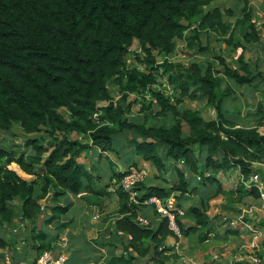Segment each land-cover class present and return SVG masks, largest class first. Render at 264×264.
I'll list each match as a JSON object with an SVG mask.
<instances>
[{
	"label": "trees",
	"instance_id": "1",
	"mask_svg": "<svg viewBox=\"0 0 264 264\" xmlns=\"http://www.w3.org/2000/svg\"><path fill=\"white\" fill-rule=\"evenodd\" d=\"M216 1L0 0V132L8 133L17 125L27 136L38 135L26 140L31 148L27 156L16 155L0 143V250L13 248L2 231L4 226L13 227L19 214L31 228L26 240L36 251L33 264L44 252L54 251L53 243H46V235L36 230V222L45 210L50 212L46 223L59 220L67 209L57 204L58 199L67 192H87L99 180L79 162L83 153L94 148L115 154L123 167L113 170L109 181H121L130 169L145 162L159 174L166 171L167 164L174 165L172 185L148 187L142 183L139 189L145 197L165 199L174 194L180 208L183 200L198 195L177 219L183 238L195 235L200 242L209 238L213 229L207 212L212 199L221 197L230 205L259 198L255 187L246 189L239 181L235 190H228L217 176L238 170L244 183L252 176V164L264 163V137L259 134L263 105H258L255 127H241L226 115L223 103L234 90H222L225 80L237 88L257 82L263 90L259 62L246 60L244 53L261 43L264 22L257 29L250 0H234L241 5V17L233 28L245 30L242 39L236 40L235 30L224 21L226 13L206 9ZM227 16H232L230 11ZM192 19L199 22L193 30L194 40L200 41L202 33L207 37L228 35L227 45L240 50L236 68L220 56L215 58L218 68L192 63L186 74L174 71L166 62L156 65L153 53L172 54L175 41L183 38ZM133 42L140 48L143 58H139L147 63L143 73L127 67ZM197 46L200 52L208 50ZM160 68L178 91L174 103L150 89L158 74L164 76ZM110 81L120 89L119 101H112ZM143 92L150 93L155 104L142 109L145 115L139 122L127 115L133 103L126 104V100L129 94ZM184 98L205 101L216 118L205 121L199 110H180ZM154 106L156 111L151 109ZM61 109L67 110V117ZM157 118L170 121L169 127L150 125ZM73 134L87 142L71 139ZM12 165L34 179H25ZM114 194L117 220L105 233L108 240L104 245L109 249L105 264H168L181 258L165 246L168 238L179 241L166 219L143 209L149 224L139 226L126 195L120 189ZM226 234L239 235L237 231ZM116 244L125 255L114 254Z\"/></svg>",
	"mask_w": 264,
	"mask_h": 264
},
{
	"label": "rangeland",
	"instance_id": "2",
	"mask_svg": "<svg viewBox=\"0 0 264 264\" xmlns=\"http://www.w3.org/2000/svg\"><path fill=\"white\" fill-rule=\"evenodd\" d=\"M214 8H219L222 13H226L224 16L225 23L231 26V30H235L234 39L241 40L245 30L233 28L236 19L241 17V5L234 0H217L210 7H206L207 10H212ZM252 8V21H254L256 28L258 29L264 22V11H261V8L264 9V1L255 0ZM227 11H230L232 16H227ZM198 23V19L191 20V22L188 24V29L183 34V38L177 39L175 41L176 49L169 56L153 53L157 62L156 65H162L164 62H166L172 65L174 71L186 74L189 72V67L192 63H198L202 68H205L209 64L214 68L217 67V61L215 58L220 56L226 59V62L229 66L236 68L238 66L236 59L240 53V50L233 51V49L227 45L226 41L228 39V35L226 34L220 37L211 35L210 37H207L205 33H202L200 41L194 40L193 30L198 25ZM263 41L264 38L262 39V42ZM198 44H200L201 47L206 46L208 50L205 52H200L197 46ZM254 54V50L249 48V50L244 53V58L246 60L256 59L261 61L262 63L260 65V69L264 73V52H258V56H255ZM139 57L143 58L140 48L137 42H133L127 56V67L130 69H136L137 71L143 73L146 70L147 63L141 61L142 59ZM162 71L163 69L160 68L159 73H163ZM163 75L164 76L158 74L155 85H152L150 89H152L154 93L163 94L169 99L170 103H174V97L177 96L178 91H175L168 83V75H165L164 73ZM228 87H231L232 90H234V94L232 97L227 98L223 102L224 108L226 109V115H239L240 119H244V121H238L240 124L243 123V126L246 127L248 125L255 127L256 121L254 120L253 115H256L258 105L262 104L264 109V87L262 90L260 83L256 82V85L252 87L237 88L234 84H232V82L225 80L222 90L225 91ZM108 89L113 102L119 101L121 99L122 94L120 93L119 87L115 83L110 81L108 84ZM128 103L133 104L130 110L127 112V115L132 119L141 122L142 115H145L142 112V109H146L150 103L155 104V99L148 92L138 94L133 93L129 94L126 100V104ZM99 105L104 106L103 103H100ZM151 109H154L155 111L157 110L156 106H154V108L152 107ZM179 109L199 110L204 116L205 121L216 118V112L213 110V108L208 106L205 101H191L184 98L183 103L179 106ZM154 110L151 112L152 115ZM60 113H62L65 117L68 116L66 109H61ZM255 119L258 120L259 116L257 118L255 117ZM170 123V121H166L164 118H157L154 119V122H152L150 125H162L164 127H169ZM261 125L262 126L259 128V134L264 137V121ZM33 137H38V135L27 136L17 125H14L8 133L0 132V143L9 150H14L17 153L16 155L23 154L24 156H27L31 152V148L27 147L25 143L27 139ZM42 137L47 139V136L44 134H42ZM70 138L87 142L86 139H82L81 137L74 134L71 135ZM100 152L101 154H99ZM98 157L101 158V160L107 159V164L113 170L118 171L123 169V167L120 166L119 159L115 154L108 150L102 151L99 148H94L83 153L79 160H81L80 162L84 163L86 167H90L93 159H97ZM145 163L147 164L148 162ZM148 165L149 170L147 169V178L144 181L146 186L153 184V186L167 188L173 184L176 179L174 174V165L167 164V169L163 174H159L155 167L150 163ZM92 166L95 171L96 168L98 169V166L94 162ZM137 167H141V165ZM179 167H181V165ZM11 168L27 180L34 179L24 175L15 165H12ZM251 169L252 176L250 177L249 181H251L250 183L252 187H255V189L258 191L259 198L256 200L251 198L247 199L244 203L237 205V208H231L234 209V211L236 210V213L229 211V217L231 219L226 218L228 216H221L225 219V221L221 223L223 227L220 228V235H224L227 230L228 232H233L241 225L246 227V230L248 231V234H245L244 242L241 241L239 235L233 236L230 234H225L227 235L225 240L221 238L219 239L217 237L219 232H217L214 237H210L203 242L198 241L195 235L188 239H184L181 236L180 238L183 242L179 248V251L177 252L180 254L178 255L175 252L181 258L179 260H172L168 264H264V257L262 255V251L264 250V181L260 179V172L264 174V163H253ZM94 176L96 175L94 174ZM256 176L258 177V180L254 181ZM219 179L222 181L221 177ZM236 179V177L231 178L233 184L236 183ZM238 181H240L246 189H250L247 187V184L243 183V180L240 179ZM95 182L96 180L93 181V186H95ZM96 185H98V183H96ZM214 201L215 202L212 204V210L209 213L211 217L217 215V207L221 202L220 199H216ZM238 207H240L241 210H239ZM182 209L185 212V208ZM99 215L102 219V212H100ZM18 217L19 215L16 214L15 225L18 226V229H21L23 228L21 226L22 221ZM104 219L106 218L104 217L101 221L103 222ZM184 223L191 224L190 222L186 221H184ZM176 246L177 243L175 247ZM213 252L215 255H217V257L212 255Z\"/></svg>",
	"mask_w": 264,
	"mask_h": 264
},
{
	"label": "crops",
	"instance_id": "3",
	"mask_svg": "<svg viewBox=\"0 0 264 264\" xmlns=\"http://www.w3.org/2000/svg\"><path fill=\"white\" fill-rule=\"evenodd\" d=\"M254 1L250 0V6L252 10ZM261 11H264V9L261 8ZM263 38L264 33L261 34V43L256 47H251V49L254 50L255 56L259 55L258 52H264V41L262 42ZM258 62L261 65L262 62ZM227 116L235 118L237 122L244 121V119H240L239 115ZM253 117L254 120L257 121L255 117L257 118L258 115H253ZM239 125L243 127V123H239ZM247 127L252 126L248 125ZM99 154H101V152ZM80 161L81 160H79V162ZM107 161V159L101 160V158L99 157L97 159L94 158L90 167H86L84 163L80 162L87 168V170H92L93 174L100 177L99 180H96L95 186H93L92 184L91 190H88L87 192H84V190L79 192L78 194L67 192L65 196L59 198L57 204L59 202L58 205L67 209V213L61 215L59 220L50 224L46 223L45 219L47 216H49L50 212L49 210H45V212L39 217L36 222V230L38 231V233L43 232L44 235H46V243H53L52 246L55 253L57 255H62L65 258L64 264H105L108 258L109 249L104 245V242L108 240V238H106L105 236V233L108 229H112L114 227V224L117 220L116 211L118 209V198L115 194L108 192L109 178L112 174L113 169L109 167ZM93 162L98 166V169L96 168V171L92 166ZM148 164L149 163H141L140 165H144V167L149 170ZM220 177L222 178V181L219 179ZM232 177L237 178L235 184L232 183ZM217 178L224 185L225 189L228 190H235L239 183L238 180L241 179L239 172L236 170H232L228 173H220ZM197 179L199 180V178ZM96 183H98V185H96ZM86 184L87 183H85V185ZM150 186H153V184L149 185L148 187ZM94 190L99 192L100 195L95 194ZM197 198L198 195L183 200V208H185L186 210L195 201H197ZM216 199H220L221 202L217 207V215L211 217L209 213L212 210V204ZM46 204L47 203H43L42 205L46 206ZM237 205L239 204L228 205L221 197L212 199L209 202V210L207 214L211 220L210 227L213 229L209 235V238L214 237L217 232H219V234H217V237L219 239L221 238L225 240V237H227L225 234L226 232H228V230L224 235H220V228L223 227L221 223L225 221V219L221 216H228L226 218L231 219L229 217L230 207L237 208ZM238 208L239 210H241L240 207ZM100 212H102V219L104 217L106 218L103 222L101 221V218H99L98 220H94V217L96 215L100 217ZM18 218H20V215ZM21 226L23 227L21 229H18V226H16L15 224L13 227L8 225L4 226L2 231L3 235L5 239L12 242L13 248L0 250V264L34 263L36 251L31 245L32 242L26 240L30 239L31 237V228L29 227V225H26L23 222ZM235 231L239 233L241 241L244 242L245 234H248L246 227L240 225ZM181 240L182 239L180 238L177 246L175 247L176 243L174 238H168L165 241V246L168 248H172L174 252L177 253L183 242ZM115 247H117V250L114 251V254L116 256L125 255L120 250L117 244L115 245ZM177 254L179 255L180 253ZM212 255L217 257L214 252L212 253Z\"/></svg>",
	"mask_w": 264,
	"mask_h": 264
},
{
	"label": "built area",
	"instance_id": "4",
	"mask_svg": "<svg viewBox=\"0 0 264 264\" xmlns=\"http://www.w3.org/2000/svg\"><path fill=\"white\" fill-rule=\"evenodd\" d=\"M148 170L144 165L137 168H132L128 173L117 181L112 178L109 181L108 192L114 194L117 189H120L127 197L129 204L134 208V221L139 226H148V218L143 214V209H147L151 214H156L159 218L167 220V226L170 232L178 237H181L177 219L184 215V210L177 206V201L174 195L168 198L161 199L157 196L145 197V192L139 189V185L144 183L147 178ZM256 176L254 181L258 180ZM251 181H246L248 188H251ZM255 186V185H254ZM100 217L96 215L94 220ZM65 258L62 255H57L55 251L44 252L37 259L35 264H64Z\"/></svg>",
	"mask_w": 264,
	"mask_h": 264
},
{
	"label": "water",
	"instance_id": "5",
	"mask_svg": "<svg viewBox=\"0 0 264 264\" xmlns=\"http://www.w3.org/2000/svg\"><path fill=\"white\" fill-rule=\"evenodd\" d=\"M260 179L264 181V174L260 172ZM262 255L264 257V250L262 251Z\"/></svg>",
	"mask_w": 264,
	"mask_h": 264
}]
</instances>
